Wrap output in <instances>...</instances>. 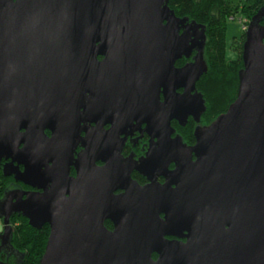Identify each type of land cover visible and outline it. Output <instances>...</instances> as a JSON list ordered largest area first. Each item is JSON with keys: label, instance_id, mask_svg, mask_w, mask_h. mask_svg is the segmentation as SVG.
<instances>
[{"label": "water", "instance_id": "obj_1", "mask_svg": "<svg viewBox=\"0 0 264 264\" xmlns=\"http://www.w3.org/2000/svg\"><path fill=\"white\" fill-rule=\"evenodd\" d=\"M206 42L169 0H0V163L32 188L0 199V252L21 214L50 226L39 264H264V4L237 98L188 145L172 120L207 109ZM143 123L158 140L124 157L119 135Z\"/></svg>", "mask_w": 264, "mask_h": 264}, {"label": "trees", "instance_id": "obj_2", "mask_svg": "<svg viewBox=\"0 0 264 264\" xmlns=\"http://www.w3.org/2000/svg\"><path fill=\"white\" fill-rule=\"evenodd\" d=\"M263 4L264 0H169V6L178 16H187L190 20H196L206 26L207 42L204 56L208 70L197 82L207 105L206 111L201 116V125L210 124L237 98L239 70L244 65L242 53L248 26L242 29L240 37H234L233 47L236 54L235 58L229 59L227 57L229 20L235 19L238 15L249 25ZM184 62L185 59L178 60L177 65H182ZM196 124L195 120H191L187 124L188 128L180 124L175 125L177 131H187L184 140L194 143L196 140L193 130ZM0 184L4 189L0 198L4 192L9 191L11 185L15 186L14 188H30L22 182H17L12 176H5L1 166ZM0 220L2 221V218ZM11 224L13 225L11 246L16 253L11 256L1 254L0 258L7 264H39L46 250L50 233L49 224L36 228L21 214L13 215ZM106 226L111 227L112 223L106 221Z\"/></svg>", "mask_w": 264, "mask_h": 264}, {"label": "flooded vegetation", "instance_id": "obj_3", "mask_svg": "<svg viewBox=\"0 0 264 264\" xmlns=\"http://www.w3.org/2000/svg\"><path fill=\"white\" fill-rule=\"evenodd\" d=\"M206 47V46H205ZM197 53V50H194L193 52V55L189 58H186V57H183L182 59H185V62L182 64L184 65L185 63L187 62H191V61H194V56L195 54ZM103 56H99V59H102ZM180 59V60H182ZM177 65V63H176ZM182 65H177V66H182ZM184 89L181 88L179 89V92H182ZM197 90L199 92H202L199 88H198V85H197ZM203 93V92H202ZM204 95V94H203ZM205 97V96H204ZM206 99V98H205ZM161 100H164V95H161ZM191 120H194L193 116H189V119L187 121V124L190 123ZM197 122V121H196ZM136 124V122H134ZM175 124H180L178 120L176 119H173L172 120V126L175 127L176 129V133L173 134V136H175L176 134H180L178 131H177V127ZM186 124V125H187ZM200 124V121L197 122L195 128H194V132H195V129L197 128V125ZM82 127L84 128L81 132V136H85L86 135V129L89 130V129H92L96 123L95 122H90V121H85V122H82ZM146 126L147 124L146 123H143L142 125H139V126H135L134 124L130 127H127L124 129V132L122 134L119 135L120 138H124L125 137V141H124V145H123V149H122V154L124 157H128V156H133L134 159L136 160H140L142 159L143 157H145L151 147V145L154 144V141H157L158 138H154L152 140V136L150 134V132L148 130H146ZM106 130L110 129L111 128V124L108 123V124H105V127H104ZM47 133L50 134V130H47ZM181 135V134H180ZM195 135V134H194ZM182 136V135H181ZM183 137V136H182ZM196 140V139H195ZM183 141L185 142L184 138H183ZM196 142V141H195ZM194 142V143H195ZM186 144L188 145H193L194 143H188V142H185ZM82 150V144L79 143L78 145V148H77V152H80ZM7 162V160H3L2 163H0V166L2 167L3 169V164ZM99 164H102V162H99ZM170 169H174L175 168V163H171L170 166H169ZM22 169H23V166H22ZM72 174L75 175L76 172H75V169L73 168L72 169ZM14 177V176H12ZM132 177L141 185H145L147 183L150 182V180L142 175L139 171L135 170L133 171L132 173ZM158 181L161 182V183H164L166 181L165 177L163 176H159L158 177ZM24 184V183H23ZM14 189H20V190H29V189H32L31 187L30 188H21V187H16ZM14 189H11V190H14ZM123 190H118L117 193H120L122 192ZM4 196V195H3ZM1 199V198H0ZM1 218V217H0ZM12 218V217H11ZM107 221H110V220H107ZM2 222H3V227H2V230L0 231V234L4 232V220L2 218ZM112 223V221H110ZM10 224H11V221H10ZM12 225V224H11ZM46 225V224H45ZM44 226V225H43ZM108 227V226H107ZM109 229H114V224L112 223V226L111 227H108ZM12 229H13V225H12ZM169 239H176V237L174 236H168ZM11 240V239H10ZM2 239L0 238V243H1ZM13 251V248L11 246L10 250L7 249V250H4L2 252H0V256L1 254L5 255V256H11L13 255L12 253ZM158 257V254L157 253H154L153 254V258L154 259H157ZM0 260H3L5 261L4 259L0 258ZM6 262V261H5ZM7 264V263H6Z\"/></svg>", "mask_w": 264, "mask_h": 264}, {"label": "rangeland", "instance_id": "obj_4", "mask_svg": "<svg viewBox=\"0 0 264 264\" xmlns=\"http://www.w3.org/2000/svg\"><path fill=\"white\" fill-rule=\"evenodd\" d=\"M183 17V16H181ZM247 23H246V20L243 22V20L240 18V16H236L235 19H231L229 20L228 22V28H227V57L230 59V58H235V48L233 47V39L234 37H240L241 36V33H242V29H244V27H247ZM236 47V46H235ZM234 48V49H233ZM177 127V126H176ZM187 127V125H185V128ZM188 128V127H187ZM194 131V130H193ZM184 139L185 138V135L187 133V131H178ZM186 141V140H185ZM187 142V141H186ZM15 186L11 185L8 190L10 189H14ZM4 189L1 188V184H0V195H2ZM5 194V192H4ZM3 194V195H4ZM3 197V196H2ZM2 221L0 220V231L2 230Z\"/></svg>", "mask_w": 264, "mask_h": 264}]
</instances>
